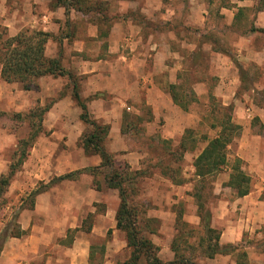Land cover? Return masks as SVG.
Returning <instances> with one entry per match:
<instances>
[{"label": "crops", "instance_id": "obj_1", "mask_svg": "<svg viewBox=\"0 0 264 264\" xmlns=\"http://www.w3.org/2000/svg\"><path fill=\"white\" fill-rule=\"evenodd\" d=\"M98 1L108 6L110 17L98 19L95 15H101L100 11L85 14L72 10L67 23L65 8L55 7L52 0H0V24H4L9 30L29 24L56 35L48 40L46 55H61L62 63L80 75V95L87 100L92 117L110 124L108 149L114 153L122 151L123 158H126L132 168L140 169L146 152L127 145L122 133L124 106L134 107V112L138 115H141L143 106H148L152 110L154 124L161 119L164 121L166 138L181 136L190 121L194 122L195 117L200 121L201 117L193 112L188 113L174 99L171 87L179 86L181 76L195 70V66H191L189 61L195 60L202 46L199 40L192 44L189 41V44L182 38L178 39L173 30L153 27L152 21H148L150 16L161 14L164 18L161 24L166 27L178 8L172 9L171 0H96ZM261 1L187 0L190 10L188 18L193 24H204L214 9L224 15L228 25L244 23L249 26L240 35L241 43L235 57L226 52H217L213 47L209 48L213 52L210 62L211 67H215V82L207 85L205 80H197L192 87L198 95L205 89H214V95L222 104H234L232 119L242 128L235 146L233 143L228 145L234 154L227 155V165L214 174L212 182L216 185L213 192L221 195H216L218 200L212 207L211 224L220 232L219 244L232 245L234 250L207 257L200 261L204 264H264V101L258 102L255 98L243 100L236 94L243 82L242 70L237 63L243 67L255 64L261 71L264 69V31L261 30L264 29V8L259 7ZM111 7L113 11H110ZM62 30L65 32L60 35ZM174 39L182 41L183 45L185 42L190 45L189 53L185 54L174 48ZM248 70L247 68L243 72L248 75ZM68 81L67 76L44 75L38 79V88L24 90L19 82L5 81L1 77L0 67V101L6 99L9 103L6 107L14 104L21 110L27 108L29 103L26 100L30 102V99H38L43 103L51 98L44 119L50 138L47 140L46 135L38 138L32 153L38 165L29 169L38 180H51L55 176L100 163L97 154L86 155L84 148L78 146L86 124L80 119L81 109L73 97L72 89L61 95L62 87ZM251 89L257 90L259 94L261 88L256 83ZM17 101L23 104L19 105ZM5 135H8L5 131L0 133V143ZM61 141L64 143L60 148L63 155L59 159L62 163L54 165L52 151L61 146ZM208 141L209 138L196 157ZM233 155L242 159V168L250 178V190L244 195H239L229 184L234 172L233 162H229V157ZM9 168L7 160L0 155V176ZM187 170L194 175L195 181L198 180L194 163L188 165ZM70 180L75 179L52 184L54 186L36 196L32 207L21 210L16 223L22 234L7 238L0 252V264H32V258L39 255L40 238L47 237L36 217H50L54 203L60 198L56 195V190L60 184H66ZM195 188L196 184L193 189ZM227 188L232 189L231 193H226ZM81 191L76 193L77 203L100 200L92 188H89L87 194ZM195 191L191 196L196 200ZM181 196L184 198V195ZM195 204L193 214L186 213L183 218L188 224L201 227L197 200ZM72 212L71 208L70 212L59 214V218H73ZM68 226L71 227L70 231L77 225L71 223ZM243 251L246 256L239 258L238 254Z\"/></svg>", "mask_w": 264, "mask_h": 264}, {"label": "rangeland", "instance_id": "obj_2", "mask_svg": "<svg viewBox=\"0 0 264 264\" xmlns=\"http://www.w3.org/2000/svg\"><path fill=\"white\" fill-rule=\"evenodd\" d=\"M95 3L96 0L90 1L91 5H95ZM171 3L172 9L178 8L174 11L175 14H173L172 20H169L166 27L161 24L162 19H164L161 14L150 16L148 21H152L153 27L173 30L178 39L182 38L186 42L190 41L191 44L199 40L202 47L197 52L195 60L189 61L191 66H195V70L181 76L182 82L179 85V92L185 95L186 111L200 115L201 120L198 121L195 117L194 122H189L190 125L181 136L176 135L173 138H166L164 121L161 119L159 123L154 124L151 108L143 106L141 115H138L135 114L134 107L124 106L122 133H124V138L126 137L127 145L146 152L140 169L132 168L126 158H123L122 151L114 153L108 149L109 138L107 135L104 144L112 154V167H103L95 174L83 172L78 176L79 180L77 178L67 181L66 184H60L61 186L56 190L58 192L56 195H59L60 198L59 200L56 198L57 201L51 209L50 217H36V221H40V226L45 229L47 237L40 238L38 242L41 247L39 255L32 258V264H123L130 257L131 248L127 246L125 232L118 229L116 225V213L120 204L118 190L109 188L105 180V174L116 169H126L130 176L134 177L133 181L124 183L130 192L134 189V192L129 195V200L137 210L136 216L139 228L156 245L157 257L164 264L175 257V252L172 249L174 238L175 242L180 243L179 253L196 261H204L207 258L204 253L206 242L200 243L202 241L200 239L206 237L204 229L196 227V224L184 225L186 221L183 217L186 213L193 214L196 200L191 195L196 189L198 192L205 194L204 203L206 207L212 208L217 203V196L221 194L208 193L211 186L212 188L216 186L212 183L215 179L214 175L207 176L205 180L197 177L198 180L195 181L194 175L188 172L187 166L194 163L196 154L203 148L207 139L217 135V132L222 129L223 121L228 117L231 118L233 124L239 126L234 132L235 139L230 142L233 143V146H235L238 137L241 135L242 128L232 119L234 104H222V101L214 95V89H205L198 95L192 87L197 80H205L207 85H213L215 82V75H213L215 67H211L210 62L213 52L209 48L213 47L217 52H226L234 56L240 47V35L244 34L249 26L244 23L228 25L224 20V15L220 14L219 10L214 9L204 24H193L188 18L190 10L187 0H171ZM106 8L107 11L104 12L108 13L107 16L110 17L108 6H105ZM112 9L113 7L110 11H113ZM139 15L142 14L139 13ZM95 18L100 19V14H96ZM26 29L42 30L29 24L16 30H9L4 24H0V32H6L10 36ZM64 32L62 30L60 35H63ZM263 41L264 38L262 37ZM186 42L183 45L182 41L174 39L172 45L178 51L187 54L191 47L186 45ZM61 61L63 62L62 56ZM237 64L242 72L248 68L250 73L245 74L247 80H242V84L237 89L236 94L238 97L243 100L255 98L256 101L263 102L264 69L262 68L261 71L255 64L245 67L240 63ZM63 66L71 71L64 64ZM74 75L79 77L80 83V75L76 73ZM67 78L69 81L62 87L61 95L70 88L73 91L72 80L69 77ZM256 83L261 88L259 94H257V90L252 91L251 89V86ZM19 85L23 87V84L20 83ZM50 99H46L43 103H40L38 99H30V102L26 100L29 104L26 109L21 110H18L17 105L14 104L6 107L9 104L6 99L0 101V133L5 131L9 135H5V139L0 143V155L7 160L8 165L18 160V152L22 141H29L30 137L38 132V135L29 142V154L24 163L17 165V168H19L12 176L9 186L3 192L0 200V231L9 222H16L22 210H20L21 205L26 207L34 205L35 199L33 200L29 196L30 192L50 181L38 180V177L30 171L33 165H38L32 154L36 141L40 136L46 135L47 140L50 138V133L44 124L46 113L44 111L41 113L44 108L50 105ZM17 102L19 105L23 104H20V101ZM99 123L110 126L108 123ZM92 129L91 125H86V130L80 137L78 146H82L80 141L83 135L91 132ZM60 144V147L58 146L57 149L54 148L52 151L54 165L62 163L59 158L63 155L60 152V148L64 146L63 141ZM230 153L234 154L233 149L227 148V155ZM86 155L92 154L87 152ZM97 155L100 157L99 154ZM74 158L76 159V154H74ZM234 158L238 157L230 156L229 162L234 163ZM25 165L29 166L25 167ZM242 165H244L243 161L240 166L242 167ZM194 184H196L195 189H193ZM98 185L100 189H96ZM52 186L54 185H49L48 189ZM89 188L94 189L93 192L99 195L100 200L93 203L75 202L77 191L82 190L81 192L85 191L87 194ZM231 191V188L226 189V193H231ZM181 195H184V198ZM71 208L73 218H59V214L63 215L64 212H70ZM17 211V218H14ZM179 217H181V220ZM71 223L77 226L72 228L74 229L72 233H68L71 229L68 225ZM89 226H91V230L87 231ZM191 228L190 232L183 233ZM181 232L184 235L181 236ZM76 242H78L77 245ZM138 264H147V262L145 258H142Z\"/></svg>", "mask_w": 264, "mask_h": 264}, {"label": "trees", "instance_id": "obj_3", "mask_svg": "<svg viewBox=\"0 0 264 264\" xmlns=\"http://www.w3.org/2000/svg\"><path fill=\"white\" fill-rule=\"evenodd\" d=\"M90 1L91 0H52V4L55 7L61 6L65 8L67 23H69L72 10H78L85 14L92 11H102L100 19L108 18L107 13L104 14L105 6L103 2L98 1L95 5H91ZM261 2L262 4L259 7L264 8V0ZM261 30L264 31V29ZM53 37H56V35L42 30L26 29L13 36L7 35L6 32H0L1 77L7 82H19L23 84L24 89L28 90L38 88V79L44 75L67 76L71 78L73 86L72 94L78 107L81 109L80 119L86 125H91L93 127L91 132L83 135L80 143L86 153L99 154L101 157V163L97 166H87L55 176L48 183H44L42 186L30 192L29 196H31L33 200L38 194L45 191L49 185L58 183L65 179H76L83 172L95 174L103 167H112L113 163L112 154L107 150L104 144L110 130V126L103 125L92 117L86 103L87 100L83 99L80 95L79 77L63 66L61 55H56L54 57L46 55V44L48 40ZM241 78L242 80H247L245 73L242 72ZM179 88L180 87L177 85H172L171 92L174 99L180 102L183 108L187 109L186 101H184L185 95L179 92ZM49 107L50 105L44 108L41 113L43 111L46 113ZM237 128H239V126L233 124L231 118L228 117L225 121H223L222 129L219 130L218 135L209 139L205 148L195 158L194 165L196 168V175L199 176L200 179L205 180L207 176L214 175L227 165V148L230 142L235 139L234 137L236 135L234 132ZM37 135L38 132L33 134V136L30 137V140H33ZM30 140L22 141L18 152V160L10 165L7 174H2L0 176V200L2 199L3 192L10 184L12 176L19 168H17V165H22L29 154L28 145ZM241 162L240 158H236L234 161V172L229 184L238 192L239 195H244L250 190V178L240 166ZM105 180L109 188L118 190L120 204L116 213L117 228L125 232L127 246L131 248V255L123 262V264H138L142 258H145L147 264H164L157 257L156 245L139 228L136 216L137 210L129 200V195L134 192V189L130 192L124 183L126 181H133L134 177L132 178L126 169H116L106 173ZM96 189H100L99 185L96 186ZM212 189L213 188L211 186L208 190L209 194H212ZM194 195L198 201V211L202 219L200 225L206 234V237L200 239L202 240L200 243L206 242L204 252L205 255L207 257H214L216 254L234 250L232 245L221 246L219 244L218 238L220 232L211 224L213 212L211 207L205 206V194L198 192L196 189ZM24 208L27 207L21 205L20 210ZM17 215L18 211L14 218H17ZM179 218L181 220V217ZM184 223V225L188 224L187 222ZM192 228L184 231L183 233L190 232ZM90 230L91 226L88 227L87 231ZM72 232L73 230H70L68 233ZM183 233L181 232L180 235H184ZM21 234L22 231L19 229L17 223H13V221L9 222L4 229L0 231V252L8 237L20 236ZM179 244L180 243L175 242L174 238L172 249L175 252V257L166 264H204L179 253ZM244 256H246V252L244 251L238 254L239 258Z\"/></svg>", "mask_w": 264, "mask_h": 264}]
</instances>
